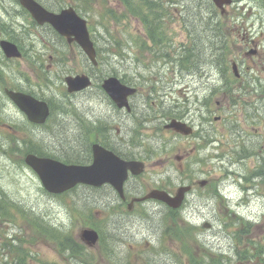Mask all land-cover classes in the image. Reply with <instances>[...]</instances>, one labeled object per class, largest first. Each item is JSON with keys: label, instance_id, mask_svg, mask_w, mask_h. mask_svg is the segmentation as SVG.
<instances>
[{"label": "rangeland", "instance_id": "1", "mask_svg": "<svg viewBox=\"0 0 264 264\" xmlns=\"http://www.w3.org/2000/svg\"><path fill=\"white\" fill-rule=\"evenodd\" d=\"M238 1L236 8L227 11L230 15L241 14L237 23L246 20L248 38L256 43L260 53L253 63L246 60L255 69L250 70L251 83L241 88L228 83L232 79L230 61L235 58L234 50L228 56L224 78L220 73L211 78L207 74L199 77V72L179 69L184 55L176 50L182 47L181 42L189 46L184 37H175L172 41L166 38L164 43L153 45L138 33L139 21L134 22L118 0H72L87 20L91 38L99 50L100 64L93 70L95 76L101 78L115 73L140 87L131 99L133 114L120 115V121L111 106L96 95V86L83 93L65 92L63 78L84 72L89 66L75 47L67 46L65 59L59 66L55 54L52 53V59L47 54L42 56L46 71L36 70L35 58L25 53L13 62L0 60V124L6 122L17 129L14 136L0 127V261L16 258L8 245L12 239L13 244L26 250V264H82L80 258L69 255L68 249L61 253L53 239H46L36 229V222L41 220L38 225H43L51 235L67 232L79 243H82L78 235L82 228H97L105 248L114 258L110 262L98 246L89 248L82 243L86 248H83L86 264H123L125 261L189 264V255L214 264L216 254L222 255V264H239L236 253L257 254L252 264H264V174L260 173L264 170V4L262 0ZM12 10L16 22L0 20L20 44L27 48L24 38L29 35L27 32L42 41L48 36L46 28L26 22L17 7ZM240 37L236 42L241 41ZM41 46L42 42L37 41L33 51ZM0 58L3 59L1 52ZM3 87L30 89L49 100L52 113L46 124L41 127L28 124L22 112L4 97ZM174 106L175 111L186 110V118L194 128L199 130L208 125L214 141L211 146L198 133L181 137L162 129L163 123L157 124L169 119L162 114ZM200 112L205 113V121ZM78 117L113 122L111 129L122 130L131 146H145L152 151L144 175L151 180L137 182L148 181L151 187L162 186L171 192L179 185H192L185 204L176 212L177 222L190 228L184 237L166 236L164 227L174 225L170 223L168 211L159 204H154L150 212L139 207L127 214L112 198L103 202L98 196L92 199L83 187L60 199L50 198L41 191L35 174L22 161L25 148H41L60 157L81 155L76 148L77 136L81 134ZM215 117L219 119L214 121ZM178 155H184L185 160H178ZM255 170L260 173L256 178ZM244 174L247 179L243 178ZM200 180H206L205 185L200 186ZM103 204L108 208L102 207ZM33 217H36L34 221ZM260 255L262 261L258 263L256 259Z\"/></svg>", "mask_w": 264, "mask_h": 264}, {"label": "flooded vegetation", "instance_id": "2", "mask_svg": "<svg viewBox=\"0 0 264 264\" xmlns=\"http://www.w3.org/2000/svg\"><path fill=\"white\" fill-rule=\"evenodd\" d=\"M43 7H48V2L45 0H37ZM13 3L18 4L17 0H13ZM239 3L238 0H232V4L225 7L226 9L230 6H234ZM12 5V4H11ZM181 5H186V3H183ZM171 6V5H170ZM13 8H16L12 5ZM213 16L207 15L206 17H194V16H182L177 18L174 22L171 21V18H166L164 23V30L165 34L170 33L169 38H175V37H184V39L188 42L190 45V48L193 49H199L201 52L207 53L210 55L218 54V37H219V28H220V11L219 9L213 6ZM175 12L177 11V8L172 9ZM201 9L198 10V13L200 14ZM223 12L225 13L226 10ZM185 14H191L190 11H184ZM23 14V13H22ZM208 14V13H207ZM232 21L231 25L228 24V34L232 37L234 36H241V41L239 43L238 48L234 49L236 51V55L238 56L236 62V70L238 76L233 75L232 79L229 84L231 83L235 88H241L244 85H247L251 83L249 79L251 78L250 70L255 67L253 64H246V60H250V62L253 63V59L260 57V53H258V50L256 51V43L253 42V40L249 39V32H247V28L245 27V21L244 19L240 20V22L236 23L232 20V18L229 20L227 19V22L230 23ZM57 36V35H56ZM212 39V43L210 41ZM60 40V42H59ZM200 40H203L202 43H200ZM76 46L75 43L72 41L68 43L64 37H59L58 39L46 37V39L43 41L42 46L38 48L37 51L30 52L31 54H40L44 55L47 54L49 58H52V51H54L53 47H57L59 49L62 47V49L65 50V46L70 47ZM232 46V45H231ZM254 46L255 48H251ZM31 50V49H30ZM189 50V47L187 46L186 51ZM50 51V52H49ZM251 52V54L246 55V53ZM201 68V67H200ZM207 75L208 77H213L214 74H219V67L217 62V57L212 60L211 63H209L206 67ZM90 75V73L88 72ZM255 85H260L259 82H253ZM132 106V105H131ZM132 110V108H131ZM123 112L122 109H117L115 113V118L120 121V113ZM203 113V112H200ZM131 114H127V116H130ZM187 112H183L182 116H177L178 120H184L188 121L186 118ZM202 132V130H201ZM200 136V135H199ZM200 138H203L200 136ZM127 141V145L125 143ZM88 142V146L84 150H80V148H83V143ZM97 143L100 146L104 147L105 149H109L113 151L116 155H118L123 160H140L144 163V168L148 167L147 162L151 158L150 154L152 151L149 148H145L142 146H131V142L129 140H125L124 136L122 135V130H120L118 127L116 129H108L105 124H102L98 122L96 119L90 120V128L86 131V134L82 136H77V145L76 148L78 152L81 153L79 155V163L81 164H90L93 160V154H92V144ZM141 147V148H140ZM135 149H140L139 151H136ZM83 152V153H82ZM145 172L139 174V175H131L128 173L127 177L124 179L123 183V195L122 197L119 195V193L109 184H102L99 186H89V185H83L82 187L86 189L87 193L91 196L93 199V196H98L99 201L103 202L104 200H109V198H112L115 201V204H117L124 213H132L136 208L141 207L143 211L150 212L153 210V206L156 203H160L157 200L154 199H145L136 201V199L141 198L148 194L152 189L157 188L155 186L151 187V184L148 181L141 182L137 180H151L150 177L144 178ZM111 180H117L116 178H112ZM74 188L69 189L63 193L60 194H50L46 193V196L58 199L63 196L69 195ZM43 190V189H42ZM162 204V203H160ZM164 205V204H163ZM161 205V206H163ZM102 207L108 208L107 205H102ZM163 209H165V206H163Z\"/></svg>", "mask_w": 264, "mask_h": 264}, {"label": "water", "instance_id": "3", "mask_svg": "<svg viewBox=\"0 0 264 264\" xmlns=\"http://www.w3.org/2000/svg\"><path fill=\"white\" fill-rule=\"evenodd\" d=\"M213 1L217 2V0ZM21 2L31 12L32 16L38 23L47 21L50 22L61 34H74L75 39L78 41L84 52L87 54L89 59L94 62V49L88 38L85 23L71 8L64 10L60 15H53L43 12L32 0H21ZM0 45L7 56H19L16 48L10 43L1 41ZM65 82L67 84V91L82 89L89 83L88 79L84 75L67 76L65 78ZM102 87L118 106H127L126 98L134 92L133 88L121 84L116 77L106 78L103 81ZM7 94L15 102V104L25 112L29 120L38 123L45 120L48 114V107L45 102L37 101L31 96L19 92L7 91ZM166 127H172L173 129L181 131L185 134L189 131V128L185 129V126L182 123L175 120L168 123ZM102 153V149H99V153L94 151V162L89 167L83 165H64L52 159L36 158L30 154L25 157V162L36 171L42 179V183L45 188L51 192H61L76 183L98 185L105 181H111L117 189H120L122 180H118V184H116L114 180H89V177L93 175L94 177L101 179H106V176L110 174L122 175L125 172L126 166L131 165L130 163L126 165L116 159H107L105 163H102V160L100 159V154ZM100 169H103V173L96 174V170ZM134 171L137 172L139 169L136 168ZM124 176L125 173L123 174V177ZM188 188V186L178 188L174 197H170L166 193L157 190L152 191L149 196L159 198L171 207H177L180 205L184 192L188 190ZM80 236L83 239H86L89 245L94 244L97 240V234L92 229L81 230Z\"/></svg>", "mask_w": 264, "mask_h": 264}, {"label": "trees", "instance_id": "4", "mask_svg": "<svg viewBox=\"0 0 264 264\" xmlns=\"http://www.w3.org/2000/svg\"><path fill=\"white\" fill-rule=\"evenodd\" d=\"M227 54H228V48L225 45L224 40L222 38H220L219 67L221 70H225L227 67V62H226ZM198 59H199L198 56H192L191 54H189L188 56H183V58H180V61H181L180 64H182V63H184V61H186L187 64L193 65L195 63V61L197 62ZM80 122L82 124V128L83 129L86 128L83 121L80 120ZM171 214L172 215L169 216V219H170V223H172L174 226L164 227V233L166 234L167 237H171L173 239H178L179 237L184 235V232L190 231L189 230L190 228L188 226L183 225V223L179 224L177 222V216L174 215V213H171ZM49 235L52 238H54L60 245L64 246L62 248V250L68 249L70 251L69 255L76 257V258H80L82 264H86L88 262L87 259L84 258L85 252L83 250V246L80 245L76 240H74L69 234H67V232H65V233L55 232L53 235H51V234H49ZM106 251L109 252V250H107V249H106ZM250 253H252V251H250ZM111 255L114 257L113 254H111ZM235 255L238 256V261L242 264H245V260L247 259L246 257L252 256V254L247 255V256L245 254H235ZM112 256H110V254H107V257H109V260L112 259ZM15 257L16 258L13 259L12 261H10L8 263L4 262L1 264H26V263H24L25 262L24 254H20V252H17ZM215 257L217 259H216V263H214V264H222L221 255H215ZM189 258H191L189 260V264H212V263H207L203 260L194 259L191 255H189ZM123 264H130V263L125 261V263H123Z\"/></svg>", "mask_w": 264, "mask_h": 264}]
</instances>
